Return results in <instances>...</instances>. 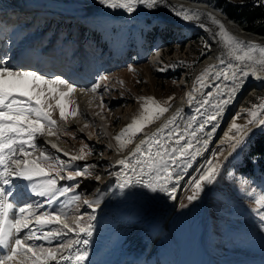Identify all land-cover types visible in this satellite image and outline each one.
Here are the masks:
<instances>
[{"label":"snow or ice","instance_id":"1","mask_svg":"<svg viewBox=\"0 0 264 264\" xmlns=\"http://www.w3.org/2000/svg\"><path fill=\"white\" fill-rule=\"evenodd\" d=\"M252 2L253 6L264 5V0ZM99 3L127 14L141 7L147 11L166 9L183 23L211 31L220 49L215 59L222 67L208 65L196 77L195 83L199 88H194V91L215 88V93L209 91L200 98L197 108L200 116H193L183 131L176 125V115L169 118L156 131L145 134L144 139L124 158L116 161V165L122 166L121 173H109L118 176L117 187L121 190L141 186L150 192L164 193L176 199L177 185L183 179L184 169L190 167L191 161L200 154L196 145L207 146L215 132V122L225 114L249 79L264 83V45L235 36L224 21L211 12L171 4L169 0H99ZM245 3L246 0H241L239 6L243 7ZM216 11L224 15L222 9ZM205 20L215 28L210 29ZM211 47V43L204 44L209 52ZM129 70L132 71V68L129 67ZM221 79L226 82L223 86L215 83ZM99 88V82L90 88H77L76 83L62 73L48 74L34 67L15 66L7 53L0 56V264H85L89 259L87 247L93 236L92 220L95 217L90 216L85 220L83 214L72 215L69 209L75 207L79 212L82 197L76 189L81 186L80 178H90V169L96 167L77 163L91 154V146L85 144L79 154L71 155L54 142L45 140L41 143L40 140L45 136L59 139V133L68 132L53 118L54 110H58L59 120L65 124L77 116L87 120V114L80 109L74 94L77 91L90 92L94 99ZM189 95L190 99H196ZM172 99L169 97L161 103L154 97H138L141 102L139 114L114 137L118 152H123L137 134L143 133L147 126L168 112ZM260 99L264 101V97ZM213 100L215 104H212ZM91 103L92 100L89 101ZM206 105H211L214 111H202ZM98 106L101 109L105 106L102 95ZM261 116H264V103H253L247 113L232 117L230 129L234 131L226 134L229 155L247 148L255 133L264 131V118ZM241 118L245 122L237 123ZM198 119L200 122L194 127ZM208 125H212L211 131L206 133L208 138L201 140L198 133L204 132ZM84 127H88V124ZM85 148H89V152H85ZM60 154L68 159H61ZM222 155H215L214 160H208L205 167L197 170L198 178L191 180L192 192L187 197L189 202L196 200L206 186L215 184L221 177ZM95 179L99 181L101 177L97 175ZM60 181L72 183L60 184ZM21 187L25 190L23 202H20L19 195ZM62 197L67 199L62 201ZM102 197L103 193L98 189L95 199H83L82 202L95 212ZM256 203L260 206V227L264 230V195ZM52 225L59 227H50ZM69 234L76 238L63 239ZM53 241H56L55 245Z\"/></svg>","mask_w":264,"mask_h":264},{"label":"rangeland","instance_id":"2","mask_svg":"<svg viewBox=\"0 0 264 264\" xmlns=\"http://www.w3.org/2000/svg\"><path fill=\"white\" fill-rule=\"evenodd\" d=\"M199 1H203L208 9L214 11L222 9L223 13L237 24L242 31L259 34L252 30L246 17L231 13L233 8L242 9L248 4H253L252 0H246L243 7L239 6L241 0ZM93 3L96 6L95 11L98 12L97 4L99 0H95V2L94 0L87 1L85 5L89 6H79L69 0H64V2L57 5L60 10H51L49 11L51 14L39 16L31 24L34 18L32 14L30 19L23 20V24L15 25V31H17L15 33H21L23 43L29 46L30 44L33 45L32 48L34 49H37V46L43 44L49 38L48 42H51L53 46L61 43L62 46L65 44L68 48H71L75 44L81 43L86 46L85 49L94 50L93 53L96 54L94 60L96 74L92 78L95 79V82L99 81L100 88L95 98L89 99L92 100V105L88 110L91 109L93 112L87 115V117L93 116L96 120L89 118L85 120L82 117L78 123L80 126L87 123L88 127H84L83 130L79 126L67 128L66 125L70 121L68 120L66 124L61 122L59 115L57 116L59 113L53 112V118L60 123L61 127H66L68 132L59 133V139L55 136L51 137L59 147L71 151L74 155L79 154V150L83 145L91 146V154L87 155L85 160L77 163L80 166L89 164L96 165V167L90 169L92 172L90 178H80L81 186L76 189V192L82 197L79 203V212L76 211L75 207L69 209L72 215L83 214L85 220L90 216L98 219L99 214L97 213H101L98 208L93 212V209L83 204L82 201L83 199H95L98 189L103 193L101 203L105 201L109 193V178L112 177L109 173L114 172L110 167L106 169L105 166L97 164L103 163L101 160L104 157L118 151V145L114 137L131 122L134 116L139 114L141 102L138 97H154L161 103L169 97H173L170 107L174 104H180L185 107V111L182 113L183 116L190 113L192 117H199L200 113L197 115V110H192V107L185 104L186 102L181 103L180 100L185 94L181 92V90H185L181 85L184 80L189 83L195 75H199L203 71L205 66L200 65V63L209 54V51L204 48V44L209 43V36L206 34L205 29L194 27L195 25L190 23L185 26L172 24L169 19L160 16L156 11L147 14H137L138 12L132 14L122 13V15L121 13L115 15L103 14V17L91 18L90 20L88 17L94 14V10L90 14L87 12L78 13L80 14L78 17L68 10L65 11L68 7L75 8L76 12H80L81 9L91 10L94 8ZM30 8L35 11L38 6H30ZM44 11L47 12V10ZM159 11L168 12L163 8ZM87 15L88 17H86ZM78 21L80 23L76 25L80 28L79 38H77L78 33H72L75 29L74 25ZM175 26L179 27V31L176 30ZM192 26L195 30H181L185 27L187 29L192 28ZM2 28L3 26L0 24V30ZM185 31L189 33L187 34ZM144 32H147L145 38L148 41L147 46L157 43L159 40H163L166 44L167 47L162 48L163 52L167 51L163 55V65L155 66L153 61L150 62L148 60L149 56L143 53L144 47L139 46L140 40L136 41L137 36H141ZM116 46H121L123 50L127 49V54L130 56L128 60L116 64L114 69L107 70L103 58L108 48L112 49ZM211 50H213V47H211ZM129 67L132 68V71L129 70ZM161 68L164 70L160 71ZM101 77L105 78L101 79ZM102 81H104V84H101ZM121 82L123 83L121 84ZM221 83L226 82L220 80V85ZM101 95L105 105L102 109L98 106ZM261 97H264V87L251 88L247 90L244 97L237 104L236 102L232 104V113L226 115L225 120H227L217 142L209 152L199 157L195 167L191 170L192 172L190 171L189 176L181 186L177 203L173 204L170 214L164 221V228L160 234L152 238L151 241L156 244L153 243L152 250L144 254V257L135 264H173L172 258L176 256L177 260H181L188 247L191 254L194 255V259L196 258L195 260L202 262V264H215V262L218 264H264V230H261L260 227V212H258L260 206L256 203V200L264 195V181L244 179L240 176V173L236 171V164L241 161L245 148L229 155L230 150L226 142V134L230 135L234 131L230 129L232 117L238 113H247L253 103H264L260 99ZM215 103L216 101L213 100L212 104ZM204 110L210 113L214 111L211 105H206L202 111ZM256 111L259 112L260 109H256ZM97 112L100 115H95ZM192 117L189 118V121ZM97 118L108 120L111 134H107L105 128L97 130V127L100 126ZM260 118H263V116ZM236 122L243 124L245 121L241 118ZM176 125L179 124L176 122ZM207 127L204 132H207ZM180 130L183 131L181 128ZM140 134H137L133 138V143L128 145L123 152H119L117 156L123 155L125 157ZM198 136L204 139L206 137L203 133H198ZM41 140H45V138L42 137ZM193 143L195 144V141ZM201 146L203 145H196L197 148ZM84 151L89 152V148H85ZM219 153H223L221 156L223 161L221 177L213 184L214 187L212 185L206 186L205 191L196 200L189 202L187 197L192 192L191 180L198 178L197 170L205 167L208 160H214V156ZM224 157H227V159L225 160ZM97 175L101 177L99 181L95 179ZM59 183L69 184L72 182L60 181ZM21 188L23 189V187ZM69 195H72V193H69ZM122 195V199L118 197L115 201L116 204H119V207H122L125 202V194ZM34 199L37 198L34 197ZM66 199L67 197L61 198L62 201ZM181 205L185 206L182 207ZM111 214L113 215V213ZM111 214L107 219H110ZM94 220H92V223ZM104 222L108 224L106 220ZM147 226L148 231L156 229L155 225ZM205 231L206 234L202 236ZM96 237L95 235L92 240ZM75 238L69 234L68 237L63 239ZM202 240L208 244V250L212 256L208 253L205 254L206 245L204 243L202 245ZM55 244L56 241H53V245ZM45 246L48 245L45 244ZM167 254H169L170 259ZM208 255L211 256L213 262L207 258Z\"/></svg>","mask_w":264,"mask_h":264},{"label":"bare ground","instance_id":"3","mask_svg":"<svg viewBox=\"0 0 264 264\" xmlns=\"http://www.w3.org/2000/svg\"><path fill=\"white\" fill-rule=\"evenodd\" d=\"M70 2L79 5V6H89L85 5V3L89 0H69ZM60 2H64V0H60ZM59 0H17V1H10V0H0V10H15L16 12H23V11H29L28 8L32 5H37L38 9L35 11L40 15H47L49 12L47 11H58L60 10L57 6L59 3ZM93 2V1H92ZM95 2V0H94ZM97 3V2H96ZM169 3L175 4V5H184L188 8H195L200 9L205 12H211L213 15L220 18L222 21H224L227 29L233 33L235 36L243 39V40H251L254 42H258L261 45H264V37H259L258 34H251L247 31H242L241 28L233 23H229L231 19L226 15H221L219 12L208 9V6L205 5L203 1L199 0H169ZM94 5V3H93ZM68 7L67 5H65ZM91 10H80V12H76L75 8L68 7L65 11H70L71 13H74L75 16H77L78 13H92V10H94V14L90 15L91 17H88L90 20L91 18H97V17H103V14L106 15H115L122 13L126 14L125 11L122 10H112L108 9L105 6L101 5L100 3L97 4V7L99 8V11H95L96 6H93ZM78 10V9H77ZM137 14H147L149 12L154 13V11H147L144 8H140ZM224 12V11H223ZM26 12H23L21 14H25ZM157 14L160 16H164L167 19L170 20L172 24H182L187 25L186 23L181 22L179 19L175 18L173 15L170 14V12L163 13L162 11H156ZM123 14V15H124ZM15 16H20L19 13ZM15 16L12 15L8 19V22L6 23L5 18H0V24L3 26V28L0 30V53H6L12 57L14 65L19 67H34L38 69L42 73H48V74H63L65 77H67L70 81H74L77 85V88H90L91 83L89 82V76L92 77L93 74L96 73V67H93L94 71H86L85 69H80L81 65L83 64L84 60L82 57L78 54L75 57V60H81V62L76 63L73 59L71 61H68V58H64L62 54H58L57 56H54L52 54L49 58H46L43 55L44 54H37V57L32 52L34 48H32L33 45L30 44H23L21 49H18L16 47H13L14 45L19 43V39H16L14 35H18L17 33L11 32L13 28V23L15 22ZM128 18V17H127ZM126 18V19H127ZM205 23L209 25L210 29H214L215 26L211 25L210 21L205 20ZM191 24V23H190ZM194 25V24H192ZM9 28H8V27ZM198 27V26H194ZM192 26V28L187 29V27L182 28L181 30H195ZM176 30L179 31V27L175 26ZM206 34L209 36V43H211L213 50H211L208 54V56L200 63V65L207 67L208 65H218L217 60L215 57L220 54V49L216 45L215 41L212 38L211 31H206ZM185 33H189L185 31ZM23 43V42H22ZM46 49V48H44ZM31 50V51H30ZM41 55V56H40ZM43 58V59H42ZM154 65L157 66L156 59L152 60ZM219 66V65H218ZM220 67V66H219ZM200 75V74H199ZM198 75L194 76V79L187 83L185 80L183 81L182 85L185 90H181L184 97L181 98V103H185L189 107H192V110H197L199 107V101L202 97L203 93L212 91L215 93V88H203V90L194 91V88H199V85L195 83L196 77ZM222 80V79H221ZM208 83H212V81H208ZM216 84H220V80L215 81ZM225 83H221V86H223ZM259 87H264V83L261 81L255 80V79H249L247 86L239 93L237 98L233 101L236 102V104L244 97L247 90L249 89H256ZM185 91V92H184ZM191 97H195V100L190 99ZM248 94V93H247ZM93 98V94L90 92L86 93H80L77 91V93L74 94V99L79 104L80 109L84 111L87 115L91 112H93L91 109H89V99ZM232 103V104H233ZM232 104L226 109L225 114L220 117L219 120H217L216 123V129L215 132L212 133V136L209 140V143L207 146H201L199 147L200 154L195 157L194 160L191 161V166L184 169V172L182 173L183 179L180 180L179 184L177 185V191L175 193L176 199H171L169 196L165 195L164 193H153L150 192L148 189L143 188L141 186H133L126 189H119L117 187V184L119 183V179L117 175H112L111 178H109L110 181V187H109V193L107 194V197L105 198V201L100 203V206L98 207L99 211L101 213L99 214L98 219H95L94 224V232L93 236L91 237L90 244L87 247V251L89 253V259L85 262V264H135L140 259H142L144 254L149 253L150 250H152L153 243L151 240L153 237L157 236L161 233L162 229L164 228L163 225L164 221L167 219V216L170 214L173 204L177 203V197L180 193L181 186L183 185L184 181L187 179V177L190 174V171L193 170L195 167L198 159L200 156L204 155L206 152H209L212 148V146L217 142L215 141V137L219 134L222 126L225 124V117L226 115H230L232 113ZM235 104V108H236ZM91 108V107H90ZM184 106L180 104H174L172 105L168 112H166L157 122H155L153 125L147 126V128L144 129V132L141 133L135 140V143L130 147V151L135 147L136 144L140 142V140L144 139L145 134H150L154 131H156L157 128H159L161 125L165 123L166 120L176 115L178 118L176 120L177 125L182 130L184 127L188 124L189 118L192 117L190 113H186V115H182V113L185 111ZM190 111V110H189ZM53 112L58 113V110H54ZM59 114H57L58 116ZM199 115V113L197 114ZM56 116V117H57ZM92 117V118H91ZM82 117L77 116L74 118L69 119V123L66 125L67 128L71 126H79L80 129H85L84 126H80L78 122H80V119ZM95 119L93 116L87 117V119ZM199 120V119H198ZM98 124L100 125L97 127L98 129H104L107 131V134H111L109 128L108 120L105 118L98 119ZM200 120L194 124V127H197ZM96 123V122H95ZM212 125H208L207 132L211 131ZM207 132H201L206 135ZM45 140L54 142V140L51 137L45 136L43 137ZM208 137L206 136L205 139ZM204 138H201L203 140ZM45 140H40L41 143H43ZM111 141V139H110ZM183 143V142H182ZM202 145V144H201ZM59 147V146H58ZM64 152H68L71 155H74L71 151L65 150L61 147ZM55 151V150H53ZM119 152L114 151L111 155L104 157L101 161L103 163H98L99 166H105L106 169H109V167L112 169V172L114 173H121L122 172V166L116 165V161L118 159L124 158V156H117ZM61 158L64 160H67L68 157H64L62 154ZM192 172V171H191ZM19 184L23 185V181H18ZM124 195L125 202L123 203L122 207H119V204H116V199L120 197L122 199V194ZM19 195L21 197V201L23 202V197L25 195V190L20 189ZM109 195V196H108ZM34 199V197H33ZM108 203V205H107ZM113 213V215L111 214ZM111 214L112 216L110 219H107V217ZM104 220L107 221L108 224H105ZM147 225H155L156 229L152 231H148ZM54 227V225H52ZM50 226V227H52ZM72 235V234H71ZM97 236L92 240L94 236ZM68 237V236H66ZM63 237V238H66ZM203 243L206 245V251L205 254L211 255L208 250V244L202 240ZM156 244V243H154ZM131 255V256H128ZM207 256V258L213 262V259L211 256ZM177 257L174 256L172 258L173 264H202V262H198L194 259V255L191 254V250L186 248L183 257L181 260H177ZM207 259V260H208ZM215 264H218L215 262Z\"/></svg>","mask_w":264,"mask_h":264},{"label":"trees","instance_id":"4","mask_svg":"<svg viewBox=\"0 0 264 264\" xmlns=\"http://www.w3.org/2000/svg\"><path fill=\"white\" fill-rule=\"evenodd\" d=\"M231 13L246 17L252 30L264 35V5L248 4L242 9L233 8ZM236 171L244 179L264 181V131L258 130L251 138L241 161L236 164Z\"/></svg>","mask_w":264,"mask_h":264},{"label":"water","instance_id":"5","mask_svg":"<svg viewBox=\"0 0 264 264\" xmlns=\"http://www.w3.org/2000/svg\"><path fill=\"white\" fill-rule=\"evenodd\" d=\"M169 12V11H168ZM258 36L259 37H264V35H260V34H258ZM227 120V119H226ZM225 123H226V121H225ZM225 125V124H224ZM224 125L222 126V128H221V130H220V132H219V134L215 137V141H217L218 140V137H219V135H220V133H221V131L223 130V128H224Z\"/></svg>","mask_w":264,"mask_h":264}]
</instances>
